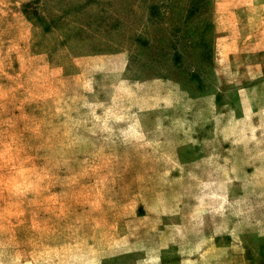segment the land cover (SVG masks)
<instances>
[{"label": "rangeland", "instance_id": "rangeland-1", "mask_svg": "<svg viewBox=\"0 0 264 264\" xmlns=\"http://www.w3.org/2000/svg\"><path fill=\"white\" fill-rule=\"evenodd\" d=\"M0 264H264V0H0Z\"/></svg>", "mask_w": 264, "mask_h": 264}]
</instances>
